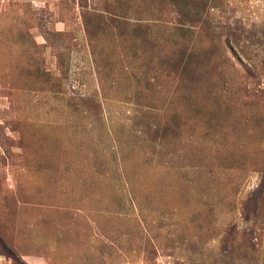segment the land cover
Masks as SVG:
<instances>
[{"label":"rangeland","instance_id":"1","mask_svg":"<svg viewBox=\"0 0 264 264\" xmlns=\"http://www.w3.org/2000/svg\"><path fill=\"white\" fill-rule=\"evenodd\" d=\"M182 1L0 0V264H264V0Z\"/></svg>","mask_w":264,"mask_h":264},{"label":"trees","instance_id":"2","mask_svg":"<svg viewBox=\"0 0 264 264\" xmlns=\"http://www.w3.org/2000/svg\"><path fill=\"white\" fill-rule=\"evenodd\" d=\"M183 2L182 0H180ZM205 6V1H197L193 7V1L189 5L182 3V17L192 18L197 17L203 10ZM180 32L178 34L181 42L175 48V50L170 51L169 56H164V59H161L165 66L169 67V71L175 72L177 74V80L180 84V87L183 90H193V88H198V78L199 72L196 70L195 65H197L196 60L199 56V51H188L186 50L187 41H189L187 29L184 25H181ZM210 49H205L200 54L203 55L202 59L206 60L205 65L207 64L208 54ZM175 125V124H174Z\"/></svg>","mask_w":264,"mask_h":264}]
</instances>
